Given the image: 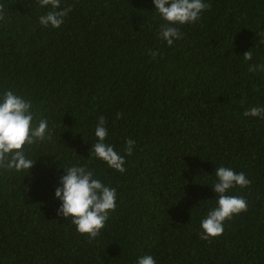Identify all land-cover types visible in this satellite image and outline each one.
<instances>
[{
  "label": "trees",
  "instance_id": "1",
  "mask_svg": "<svg viewBox=\"0 0 264 264\" xmlns=\"http://www.w3.org/2000/svg\"><path fill=\"white\" fill-rule=\"evenodd\" d=\"M64 23L42 27L38 0H0V90L30 100L52 139L25 145L28 174L0 171V264H264V0H207L173 45L151 0H60ZM252 59L245 61L244 52ZM155 53V55H152ZM120 118L116 119V113ZM125 172L88 156L97 117ZM81 164L116 188V208L89 239L57 216L59 166ZM250 183L227 194L247 208L216 237L199 223L215 205V167ZM208 183V184H206Z\"/></svg>",
  "mask_w": 264,
  "mask_h": 264
},
{
  "label": "clouds",
  "instance_id": "2",
  "mask_svg": "<svg viewBox=\"0 0 264 264\" xmlns=\"http://www.w3.org/2000/svg\"><path fill=\"white\" fill-rule=\"evenodd\" d=\"M153 10L162 23L157 36L167 45H173L183 35L179 28L200 19L201 13L209 5L207 0H151ZM40 7H47L38 23L45 28H59L71 11V5L62 7L60 0H38ZM155 55V53H152ZM245 61L252 59L248 50L242 55ZM264 70L262 64H249V71ZM33 105L30 100L11 89L0 90V171H13L28 174L35 157L27 155L25 145L52 139L53 130L46 119L33 122ZM246 117L264 118V106H250L243 112ZM120 113H116V119ZM96 138L88 150V156L105 163L116 172H125V156L131 154L134 141L124 138L123 154L106 141L108 128L103 115L97 117L93 130ZM62 172L57 177L53 189V198L58 201L57 216L70 219L75 231L95 238L104 227L110 214L116 208V188L94 175L91 168L81 164L59 166ZM215 179L210 182L215 196V205L209 208L200 220L198 237L209 239L220 235L223 222L235 214L246 211L247 204L243 196L227 194L236 186L246 187L250 181L243 172H236L225 166L215 167ZM135 264H155L151 255L137 256Z\"/></svg>",
  "mask_w": 264,
  "mask_h": 264
}]
</instances>
